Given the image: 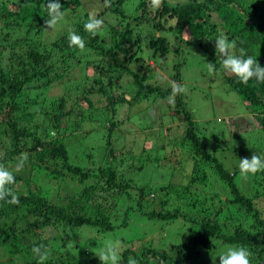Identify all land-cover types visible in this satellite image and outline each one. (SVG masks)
<instances>
[{"label": "trees", "instance_id": "obj_1", "mask_svg": "<svg viewBox=\"0 0 264 264\" xmlns=\"http://www.w3.org/2000/svg\"><path fill=\"white\" fill-rule=\"evenodd\" d=\"M47 2L48 0H0V31L6 28L2 23L10 25L8 34L25 30L24 34H19L14 39H6L0 35V120L7 125L3 133L12 138V152L15 154H20L22 145L31 140L32 133L22 125L23 120L32 118L41 104L40 99L35 97L30 101L26 98L21 103L19 97H24L27 90L24 87L43 76L60 79V82L63 81L65 72L76 74L74 60H78L83 50L69 45L68 33L71 31H76L85 38L86 49L108 54V62H115L114 65L121 71L135 77L140 84L139 91L158 93L164 100L173 94L172 86L162 90L158 86L145 84L149 76L147 64L131 53L132 45L135 44L134 37L139 29L150 30L147 35L150 43L159 45L163 51L165 37H156V28L175 33L179 39L187 33L190 40L197 44H202L208 40L206 38L210 39L216 34H226L230 39H236L238 46L248 54L257 57L264 67V0H161L160 6L155 9L151 0H140L138 5L127 9L122 6L125 0H113L110 5L101 1L97 5L92 4L94 11L86 6L81 18L78 17L77 8L85 5L83 0H60L61 10L69 13L71 22L53 41L42 43L33 34L38 29L41 31L49 26ZM104 13H117L124 18L112 30L114 42L109 47L100 44L99 33L92 36L83 27V20L88 19L89 14L100 18ZM4 58L15 60L13 70L6 69L10 62L6 61L5 64ZM214 60L215 69L220 68L218 58L215 57ZM139 64L145 71L140 69ZM88 66L95 69L98 67L95 63H89ZM175 68L180 70V65L177 64ZM175 79H181L180 72L175 74ZM224 79L241 94L248 109L253 106V110L264 116V84L250 81L245 85L231 73L224 75ZM94 80L99 81L96 78ZM100 82L104 83L102 80ZM100 89L103 90V87ZM139 91L134 94L135 98ZM105 94L107 95L106 92ZM183 96V93L179 94V104L187 109ZM46 98L41 110L52 105L50 98ZM67 99L71 98L62 95L57 101L59 112L53 117V134H59L62 129L67 130V126L62 128L63 121L70 115V111H64ZM186 115L190 128L183 139L185 144H193L194 153L193 158L184 156L186 162L192 159V169L188 174H182L178 183L153 178L151 174L156 167L152 169L151 166L156 165H151L150 160L144 159L142 155H139L138 167L131 165L119 172L118 164L109 162L110 152L113 151L111 135L106 139L110 147L104 155L105 162L95 170L72 164L68 146L62 137L51 136V131L49 138L36 136V142L29 147L32 150L27 153L29 158L33 162L62 159V167L53 172L63 178L70 176L80 186L74 193L65 192L62 202H55L32 186L25 189L20 184L17 186L15 183L24 178L22 175L15 178L10 187L17 195L18 203L0 201V245H3L5 253L11 255L9 260L13 261L19 256L26 258L23 264H37L38 258L32 248L43 245L50 251L46 264H101L99 256L83 260L67 248L65 243L57 245L60 236L51 234L45 237L47 228L58 229L60 225L77 228L88 226L101 233L128 227L134 220L150 219L165 225L181 220L184 223L182 225L189 224V229L182 240L170 241V238H166L164 243L168 245L164 247H157L154 242L136 249L126 247L120 254V264H128L130 259H135L137 264H189L204 254H207V263L211 247H217L216 242L219 241L230 246L248 247L252 252V264H264V211L257 205L258 196L247 195L240 189L236 171L228 168L227 163L220 159L217 149H214L215 143L211 148L201 139L193 114L186 110ZM79 122L76 120L73 125ZM3 133L0 131V136ZM156 150L159 151L160 147ZM112 157L117 161L115 155ZM167 160H171V157L168 156ZM165 164L164 167L160 166L161 170L156 171L160 174V180L174 175L173 168ZM134 172L135 178L132 176ZM248 176L255 182L262 180L260 184L264 185V172ZM153 192L158 196L161 194L160 201H152V195H156ZM223 193L230 197L225 199ZM193 195L196 196L195 199ZM199 199H202L200 203ZM125 206L127 208L122 212L121 209ZM31 239L30 243H25Z\"/></svg>", "mask_w": 264, "mask_h": 264}, {"label": "rangeland", "instance_id": "obj_2", "mask_svg": "<svg viewBox=\"0 0 264 264\" xmlns=\"http://www.w3.org/2000/svg\"><path fill=\"white\" fill-rule=\"evenodd\" d=\"M101 1L110 5L113 0H83L85 5L77 8L78 17L81 18L86 6L94 11L92 4L97 5ZM139 1L125 0L122 6L124 9L134 7L139 4ZM176 1L182 0H172V2ZM213 14L216 13L213 12ZM100 18L104 21L98 32L100 44L109 47L114 42V35H111L112 30L124 18L117 13L106 15L104 13ZM87 20L84 19L83 22L86 23ZM69 22H71L69 13L64 12L63 19L54 26L53 30L49 25L41 31L38 29L33 37L42 43L51 42L68 27ZM2 24L6 28L0 31V35L6 39H14L17 35L25 33L22 29L21 32L8 34L10 25ZM220 24L222 25L223 22ZM149 32L148 29L147 31L139 29L134 37L135 44L132 45L131 50L135 58H142L147 64L149 76L145 84L158 86L162 90L171 87L173 82L183 84L185 91L181 93L185 96L183 97L187 102V109L179 104L178 96L181 93H173L164 100L158 93L147 94L145 91H139L140 84L135 77L121 71L114 65L115 62H108V54L85 48L78 60H74L75 75L65 72L63 81L60 82V79L43 76L30 86L24 87L27 90L24 97L23 95L19 97L20 102L24 103V99L27 98L30 101L35 97L40 99L41 104L32 118L23 120L22 125L27 127L32 134L30 135L31 140L26 145H22L20 154L12 152L14 148L12 138L3 133L7 125L0 120V131L4 134L0 136V166L12 171L15 178L19 175L24 177L15 183L17 186L20 184L22 189L32 186L52 201L62 202L65 192L74 193L79 189L80 183L70 176L63 178L53 172L56 168L62 167V159L33 162L29 158L27 153L32 150L29 147L36 142V136L46 139L50 137L51 131V136L62 137L70 152V162L95 170L102 162H105L104 155L110 147L106 139L111 135L113 151L110 152L109 162H113L114 165L118 164L119 172L130 168L131 165L138 167L140 165L139 155H142L144 159L150 160L151 165H156L151 166L152 169L156 167L155 172L151 174L153 178L178 183L181 175L188 174L192 169V159L187 160L189 164H186L184 156L193 158L194 153L193 144L190 142L185 144L183 139L190 128L186 117L187 110L188 113L193 114L196 130L201 139L211 148H213L211 145L216 144L214 149H217L216 153L220 159L227 163L228 168L236 171L240 189L247 195L258 196L257 205L264 211V185L260 184L262 180L255 182L248 175H242L237 168L239 158L251 159L255 153L264 156L263 114L253 110V106L247 108L241 94L225 81L224 75L229 73L221 67L215 69V57L218 58L219 63H222L221 57H218L215 51V40H206L202 44H197L190 40L187 33L179 39L175 33L156 28L154 32L156 37H165L163 42L165 50L163 51L159 45L154 46L150 43L151 40L147 36ZM3 60L5 64L6 61L10 62L6 67L7 70L15 68L14 59L4 58ZM89 63L98 65L97 69L89 67ZM177 64L180 65V70L175 68ZM139 66L145 71L141 64ZM178 72L181 74V79L176 80L175 74ZM95 78L99 81L94 80ZM101 87L103 90L100 89ZM138 91V96L135 98L134 94ZM62 95L71 98L67 99V106L64 109V111H70V115L62 124V128L67 126V130L62 129L59 134H53L55 131L54 128L51 129L55 123L53 117L59 112L57 101ZM46 97L50 98L49 102L52 105L41 110L42 105H45ZM128 99L133 100L128 102ZM76 120L80 122L73 125ZM157 147H160L159 151L156 150ZM113 155L117 157V161L114 160ZM168 156L171 160H167ZM165 163L173 168L174 175L171 178L166 177L160 180V174L156 171L161 170L160 166L164 167ZM132 176L135 178L136 173L134 172ZM256 192L259 194L256 195ZM60 193L62 195H59ZM153 193L156 195H152V201L156 199L157 202L160 201L161 194L158 196L157 193ZM227 193L222 194L225 199L230 197ZM193 198L195 199L196 196L193 195ZM201 200L199 199V203ZM130 203L132 204V201ZM135 203L134 206H136ZM126 208L127 206L123 207L122 212ZM182 224L184 223L181 220L167 225L150 219L147 221L134 220L128 227L101 233L88 226L77 228L60 225L58 229L47 228L44 235L45 237L51 234L59 235L57 245L65 243L74 254L81 256L83 260H89L93 256H98L97 254L104 247L117 240L120 241V254L126 247L136 249L151 242H154L157 247L167 246L168 244L164 243L166 238H170V241L184 239L189 224L185 223V226ZM22 227L24 224L21 229ZM30 241L32 239L25 243L28 244ZM216 243L218 246L211 247L210 256L206 259L207 263L205 261L207 254H204L189 264H213V259L221 251L232 247L221 241ZM10 256L4 252L1 244L0 264H23L26 259L16 256V259L12 261L9 260ZM215 264H219V257L216 258Z\"/></svg>", "mask_w": 264, "mask_h": 264}, {"label": "clouds", "instance_id": "obj_3", "mask_svg": "<svg viewBox=\"0 0 264 264\" xmlns=\"http://www.w3.org/2000/svg\"><path fill=\"white\" fill-rule=\"evenodd\" d=\"M153 8H158L161 0H151ZM60 0H48V25L52 30L57 23L63 19L64 10H61ZM104 21L93 14H89L87 22L84 24V30L92 36H96L101 29ZM208 40H215V51L218 57H221V67L226 73L233 74L237 80L245 85L250 81L264 84V67L260 65L257 57L248 54L243 48L238 46L236 39H230L226 34H216ZM69 45L79 50L86 47L85 38L78 32L71 31L68 33ZM173 93L185 91L183 84L173 82ZM237 168L242 175H255L258 172H264V156L254 154L251 159L239 158ZM15 181V174L6 167L0 166V201L10 204L18 203V197L11 190L10 185ZM32 252L37 257V264H46L49 259L50 251L43 245L34 246ZM101 264H120V241H115L104 247L99 254ZM219 264H252V252L244 245L232 246L221 251ZM216 257V258H217ZM213 259V264H215ZM128 264H137L135 259H130Z\"/></svg>", "mask_w": 264, "mask_h": 264}]
</instances>
